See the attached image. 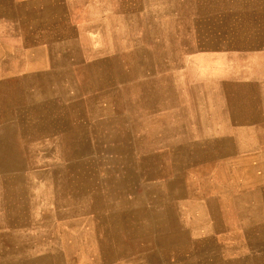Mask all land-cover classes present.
<instances>
[{
    "label": "crops",
    "instance_id": "crops-1",
    "mask_svg": "<svg viewBox=\"0 0 264 264\" xmlns=\"http://www.w3.org/2000/svg\"><path fill=\"white\" fill-rule=\"evenodd\" d=\"M4 1L37 44L50 19L93 2ZM253 82L239 105L171 121L163 136L152 124L101 139L116 201L99 202L77 201L75 136L67 198L50 184L57 169L30 168L46 158L43 121L30 124L29 101L0 92V264H264V80Z\"/></svg>",
    "mask_w": 264,
    "mask_h": 264
},
{
    "label": "rangeland",
    "instance_id": "rangeland-1",
    "mask_svg": "<svg viewBox=\"0 0 264 264\" xmlns=\"http://www.w3.org/2000/svg\"><path fill=\"white\" fill-rule=\"evenodd\" d=\"M70 12L50 19L37 44L0 0V92L29 101L30 124L43 121L46 158L34 155L30 168L57 169L50 184L66 198L74 136L77 201H116L101 139L152 124L163 136L171 121L239 105L264 80V0H93Z\"/></svg>",
    "mask_w": 264,
    "mask_h": 264
}]
</instances>
